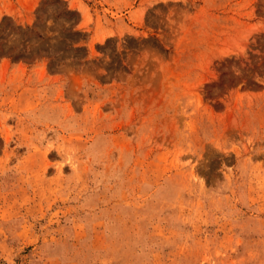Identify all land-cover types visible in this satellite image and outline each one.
Instances as JSON below:
<instances>
[{
	"label": "rangeland",
	"instance_id": "obj_1",
	"mask_svg": "<svg viewBox=\"0 0 264 264\" xmlns=\"http://www.w3.org/2000/svg\"><path fill=\"white\" fill-rule=\"evenodd\" d=\"M0 264H264V0H0Z\"/></svg>",
	"mask_w": 264,
	"mask_h": 264
}]
</instances>
